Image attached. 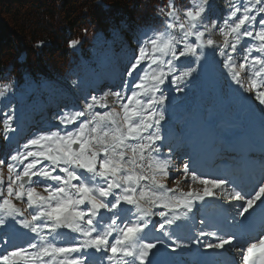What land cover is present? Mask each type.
<instances>
[{
    "label": "snow or ice",
    "instance_id": "obj_1",
    "mask_svg": "<svg viewBox=\"0 0 264 264\" xmlns=\"http://www.w3.org/2000/svg\"><path fill=\"white\" fill-rule=\"evenodd\" d=\"M209 9L210 0L185 7L168 0L158 9L159 26L135 37L117 90H93L58 108L54 123L0 158V264H152L158 245L188 247L175 227L206 198L218 199L217 191L235 202L233 220L246 218L257 201L264 205V176L249 192L227 176L204 175L181 154L180 134L164 130L171 92H184L209 56L264 112V0L232 2L215 19ZM216 29L220 42L211 38ZM13 87L0 84V100ZM13 120L9 107L0 119L5 141L17 130ZM205 223L194 243L205 250L230 245L238 264H264V231L245 239L205 231Z\"/></svg>",
    "mask_w": 264,
    "mask_h": 264
},
{
    "label": "trees",
    "instance_id": "obj_2",
    "mask_svg": "<svg viewBox=\"0 0 264 264\" xmlns=\"http://www.w3.org/2000/svg\"><path fill=\"white\" fill-rule=\"evenodd\" d=\"M167 3L168 0H0V84L11 82L14 86L8 98L0 100V119L11 107L13 121L20 124V130L10 133L8 141L19 144L30 133V120L26 123L18 115L22 106L39 101L33 114L40 111L39 118L48 120L57 105L45 100L47 94L67 91L87 71L98 68L92 59L99 49L110 48L115 58L130 54L134 46L130 45L129 29L135 27L139 32L148 25L159 26L162 17L157 15L158 9ZM175 3L185 7L190 0ZM124 25L127 29L122 31ZM114 35L121 38L111 40ZM73 39L81 43L69 48L68 42ZM38 42H43L42 46L37 47ZM101 74L105 77L109 70ZM29 89H38L41 94L37 96ZM5 142L0 126V150Z\"/></svg>",
    "mask_w": 264,
    "mask_h": 264
},
{
    "label": "rangeland",
    "instance_id": "obj_3",
    "mask_svg": "<svg viewBox=\"0 0 264 264\" xmlns=\"http://www.w3.org/2000/svg\"><path fill=\"white\" fill-rule=\"evenodd\" d=\"M232 2H237L239 5V3L244 2V0H210V6L213 7L212 12L217 11L218 13L216 18L222 17L227 11L228 5ZM122 27V31L127 29L125 25ZM116 36L119 37V39L121 38L120 35H114L111 40L116 39ZM211 38L217 42L222 41V37L220 36L218 29L211 33ZM131 41L132 43L130 45L135 48V37H131ZM98 43H100V40ZM132 50L133 49H130V54ZM128 55L129 54H118L116 55L117 58H114L110 48L105 51L99 49L96 56L92 59V61H97L98 68L94 69V71L93 69L87 71L85 76L81 78L78 83H74V86L68 87L67 91H60V93L54 91L53 93L50 92L47 94L45 100L51 102L52 106L56 104L57 107L55 106L54 110L50 111L51 116L48 120H41L39 118L41 112L37 111L35 116L30 120L31 134L28 133L27 135H24L25 137L19 142V144H22L32 134L40 130H45L47 129V126L54 123L53 117L57 113L58 108L63 107L64 105H72L73 103H76L80 97L93 90H96L97 92L107 91L109 89L117 90L120 86L121 71L125 66L126 57ZM93 67L95 68L96 66ZM105 69L112 72L113 76L118 78L117 81L113 80V84H116L114 87L107 84V81L108 83H111L113 77L112 74L109 78H106L107 81L103 83L107 84L108 88L99 84L95 73H103ZM236 88V85H233L230 81H226L224 79L221 75L219 66L216 64L213 57L209 56L207 60L201 61V64L197 67V71L187 83V87L184 92H171L170 98L167 102V122L164 125V130L166 134L169 132L173 135H176L177 133L180 134V140H182L183 144L185 143L186 146H188V149H186V146L184 145H182L183 147H180V151H182L181 154L186 152L189 156L192 152L197 153V150H199L198 147L203 145L205 142H208L209 144V141H212L211 145H215V147H223L221 144L222 141L218 139H230V136L236 130L237 135L239 131L238 128L240 126H242V129H245L247 132L253 131L255 128L258 132L257 128L260 127V129H262L261 140L264 141V112L261 111V107L258 105V102L244 99V95L246 94L238 93ZM31 90L32 89H29L28 92H31ZM32 91L34 94L36 93L37 96L41 94V91L38 89H33ZM38 104L39 101H36L35 103H26V105L22 106L20 109L18 115L20 117H24L27 123L28 119L34 115L33 112L38 110ZM13 127L16 128V132H18L20 130L19 122L13 121ZM242 137L243 135L240 137V140H244ZM215 139L218 141H215ZM3 147L8 150V152L6 150H0V158L10 156L13 150L17 148L16 144H11L9 141H6L3 144ZM233 158L235 157H232V159ZM235 159H230L231 166L236 165ZM213 173L216 174L215 177H221L220 175H223L222 170H217ZM3 175L5 177L7 176L6 165L3 167ZM167 184L169 187H173L171 179L167 181ZM192 187L195 188L200 186L194 184ZM184 190H188L187 184L185 185ZM216 197H218V199H214H216L217 203H220V205L222 203L228 204L226 198L221 192L217 191ZM19 206L23 207L22 204ZM227 208L229 209V207ZM220 213L219 209L210 210L208 217H212ZM193 214L194 212L190 213V219L178 222V227H175V236L178 241L188 244V247L178 248L176 251L179 252L181 262L185 261L188 262V264H193V261L197 260L198 255L205 250L202 243L197 244L193 242L197 237L198 231L202 227L200 224L201 218H197L193 216ZM207 225L208 224L205 223V225H203V229L205 231H210L206 229ZM164 239L167 241V244H171L170 240H167V238ZM200 239L202 242H208L209 238Z\"/></svg>",
    "mask_w": 264,
    "mask_h": 264
},
{
    "label": "bare ground",
    "instance_id": "obj_4",
    "mask_svg": "<svg viewBox=\"0 0 264 264\" xmlns=\"http://www.w3.org/2000/svg\"><path fill=\"white\" fill-rule=\"evenodd\" d=\"M239 131H238V133H237V135L235 136V141H231V140H229V139H225V138H222V139H218V140H221L222 142H221V144L222 145H226L228 148H232V147H234V146H232V143L234 144V143H238V144H242V148H243V150L244 151H246L248 154L250 153V152H253V148H250L251 146H253L252 145V143L250 142V143H245L244 142V140H240V137L243 135V129H242V126H240L239 128ZM258 129V137H259V139L261 140V136H260V133H261V130L259 129V128H257ZM238 138H239V141H238ZM243 139H245L244 138V135H243V137H242ZM217 139H215V141H218ZM241 141V142H240ZM262 144H264V143H262ZM182 145H184V146H186V144L184 143H182L181 144V147H183ZM250 146V147H249ZM261 146H263V145H261ZM260 146V147H261ZM186 149H188V146H186ZM227 150V149H226ZM180 152H182V151H180ZM224 152V151H223ZM191 155L192 154H190L189 156L191 157ZM230 155V154H229ZM199 166V165H198ZM260 168L262 169V170H264V166L263 165H261L260 166ZM241 181H239V183H240ZM185 185L186 184H183L182 185V187L184 188L185 187ZM247 190H249V188L247 189ZM210 202H213V200H210V199H208V198H206V201H204V203L206 204V203H210ZM204 203H203V205H204ZM202 205V206H203ZM236 232H238V230H236ZM153 264V263H152Z\"/></svg>",
    "mask_w": 264,
    "mask_h": 264
}]
</instances>
